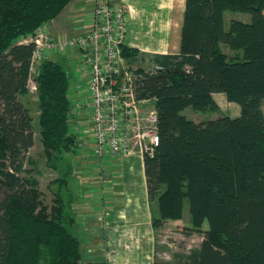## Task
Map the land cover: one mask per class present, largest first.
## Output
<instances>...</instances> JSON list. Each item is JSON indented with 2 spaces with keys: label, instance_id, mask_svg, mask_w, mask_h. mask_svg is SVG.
<instances>
[{
  "label": "trees",
  "instance_id": "1",
  "mask_svg": "<svg viewBox=\"0 0 264 264\" xmlns=\"http://www.w3.org/2000/svg\"><path fill=\"white\" fill-rule=\"evenodd\" d=\"M70 1L0 0V264H108L83 262L70 229L71 165L60 164L79 137L72 131V78L53 59L41 61L35 94L45 156L61 169L50 206L37 180L22 175L34 141L32 117L19 100L28 92V39ZM228 10L248 13L250 21L231 19L225 28ZM121 52L127 62L149 57L147 69H135V92L154 100L157 115L158 145L143 156L153 230L180 219L186 199L191 225L181 230L201 241L175 254L178 264H264V0H184L177 53L126 45ZM217 92L239 105L237 116L195 122L182 113L217 111Z\"/></svg>",
  "mask_w": 264,
  "mask_h": 264
},
{
  "label": "crops",
  "instance_id": "2",
  "mask_svg": "<svg viewBox=\"0 0 264 264\" xmlns=\"http://www.w3.org/2000/svg\"><path fill=\"white\" fill-rule=\"evenodd\" d=\"M114 3L123 5L128 12L124 41L127 47L148 54L179 51L184 0H114ZM92 5L93 0H71L47 24L51 35L64 39L87 31ZM84 7L87 15L82 24L76 26L80 28L73 30L72 17L69 20L67 15L83 14ZM51 59L62 64L70 73V96L75 99L82 96V86L86 85L87 77L85 73L77 75L74 72L75 55H56ZM212 97L220 112H223V106L235 103L227 101L220 92L213 93ZM239 112L240 107L233 116L230 112L222 115L234 117ZM83 134L87 136L86 131ZM81 151L84 152L82 157L90 156L87 148ZM95 159L101 166L98 177L88 175L86 170L72 168L68 182L72 194L70 211L76 217L70 229L80 241L81 260L106 261L108 264H153L155 230L151 226V205L147 197L143 158ZM86 185L92 186V190L88 191ZM83 191L84 199L81 202L78 196Z\"/></svg>",
  "mask_w": 264,
  "mask_h": 264
},
{
  "label": "built area",
  "instance_id": "3",
  "mask_svg": "<svg viewBox=\"0 0 264 264\" xmlns=\"http://www.w3.org/2000/svg\"><path fill=\"white\" fill-rule=\"evenodd\" d=\"M127 14L114 0H93L87 31L55 38L46 23L28 39L34 43L28 74L33 92L42 60L75 55L74 72L85 73L87 83L86 93L72 103L74 131L79 137L78 149L87 148L98 159L143 158L159 142L154 100L137 98V73L122 57Z\"/></svg>",
  "mask_w": 264,
  "mask_h": 264
},
{
  "label": "rangeland",
  "instance_id": "4",
  "mask_svg": "<svg viewBox=\"0 0 264 264\" xmlns=\"http://www.w3.org/2000/svg\"><path fill=\"white\" fill-rule=\"evenodd\" d=\"M83 11L85 13H76V14H68V19L70 20L72 17V26L71 28L74 30L76 26L82 24V20L87 15L86 7H84ZM231 19H238L244 22L250 21V15L248 13L238 12V11H226L225 12V28H228V23ZM79 24V25H78ZM80 28V27H76ZM81 30V29H77ZM221 50L227 55L231 56L234 54L233 51L229 50L226 46L220 45ZM148 54V53H147ZM124 58V57H123ZM125 59V58H124ZM126 60V59H125ZM127 61V60H126ZM131 69L143 68L147 69L149 64V57H142L139 61L127 62ZM40 65V64H39ZM39 68V66H38ZM26 89L27 94L19 96V100L28 108V111L32 117V126L34 132V141L31 148L25 154L24 158V169L25 172H22V175H27L35 178L37 180V187L41 192V199L43 203L47 206L52 204L53 194L57 189L56 179L61 173V169L57 170L52 166L50 160L47 159L44 153V149L41 143L40 138V129L38 125V107H37V98L35 97L36 92L31 91L30 89V79L27 78L26 81ZM82 94L86 93L85 86H82ZM71 102L73 103L76 99L73 96H70ZM228 101V100H227ZM228 103V102H227ZM234 103V102H233ZM238 104L229 103L227 106H223V112L220 111H194L191 107H186L182 113L189 119L194 120L195 122L200 120H208L210 118H215L219 115L226 114L224 112H230V114H235L238 109ZM72 128L74 126L72 124ZM72 129L73 133L74 130ZM79 139V138H78ZM84 152L80 151L78 148L73 151H69L68 153L63 154V161L60 164L61 168L64 169L67 167V164L71 165V169L74 170H86L88 175H93L94 177H98L100 175L101 166L99 162L96 161L95 157L90 153V156L82 157ZM86 165V167H85ZM84 166V167H83ZM105 170L103 166V171ZM99 186V185H98ZM88 187V191L92 190V186ZM91 189V190H90ZM86 191V189L84 190ZM84 191L82 194H79V200L84 199ZM81 198V199H80ZM83 198V199H82ZM92 198V197H91ZM93 199L91 200V206H93ZM155 205V204H154ZM155 207V206H154ZM71 215L72 212L70 208L68 209ZM190 223V215L188 211V203L187 200H184L183 203V213L182 217L178 220H167L164 227L155 231V247H154V259L158 262H168L170 264H178L174 257L175 254H182L188 252L191 248L197 247L201 241V235L198 233H192L191 235H185L182 232L181 228L189 227ZM207 224L203 223L202 228H206Z\"/></svg>",
  "mask_w": 264,
  "mask_h": 264
}]
</instances>
